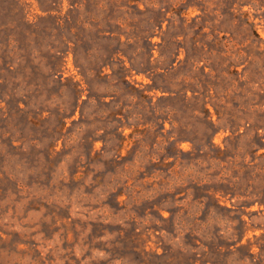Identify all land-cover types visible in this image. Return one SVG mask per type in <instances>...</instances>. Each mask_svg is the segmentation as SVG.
Returning <instances> with one entry per match:
<instances>
[{
    "label": "rangeland",
    "instance_id": "374dc122",
    "mask_svg": "<svg viewBox=\"0 0 264 264\" xmlns=\"http://www.w3.org/2000/svg\"><path fill=\"white\" fill-rule=\"evenodd\" d=\"M0 264H264V0H0Z\"/></svg>",
    "mask_w": 264,
    "mask_h": 264
},
{
    "label": "trees",
    "instance_id": "16d2710c",
    "mask_svg": "<svg viewBox=\"0 0 264 264\" xmlns=\"http://www.w3.org/2000/svg\"><path fill=\"white\" fill-rule=\"evenodd\" d=\"M122 55H124V53H122ZM76 58V55H75ZM53 62H51V65L49 66V77L53 78L54 80H56L57 82L65 85L67 83V78L68 76L66 75L67 71V67H66V55L65 54H61V53H56L53 57ZM125 60V59H124ZM76 61V65L79 66V64H77V60ZM133 70H136V73H140L142 72V70H139L136 67H132ZM104 69L102 68L101 72H103ZM147 73H150L149 75L152 78L151 83V88H144L141 87L140 85H138V83L132 81L131 79H129L127 77L128 74H126L125 76L121 77V83L123 86H121V90L124 91V95L125 97H130L131 98V102H135L136 99H142L144 98V103H149L150 104H154V95L151 94V91H154L155 89L159 88V84H157L155 78L153 77L154 74L161 72V71H157V69L154 68H147L146 71ZM135 73V72H134ZM74 88L76 93L78 94L79 92V85L77 84V82L74 80ZM76 82V83H75ZM115 88H114V92L115 93H111V102H114V107L116 108V114L119 115H125L124 113H129V118L132 117V115H130V113H132V109L134 108V105L132 103H124V105L121 103V99H118L119 97V90H118V85L117 84H112ZM199 93H202V91L200 89H195L194 90V94L198 95ZM152 97L151 100H148L147 98ZM141 125H145L144 127H141ZM135 126V128L127 133L125 130L127 127H133ZM154 124L152 122H146V123H140L139 125H135L133 123L130 122H126V123H122L119 124L117 127V132L120 135V139L122 140V145L125 142H129V141H134L136 143H140L142 145L143 144V139H142V134H144V131L148 130L149 128H153ZM137 131H141L139 132V135L141 133V136H138L136 134ZM108 144V140L105 138L104 139V147L103 150L106 148ZM142 152L139 151V154ZM233 195H238L237 193L233 194ZM217 197V195H216ZM247 197H251V196H247ZM219 198V197H218ZM219 200V199H218ZM258 201V200H256ZM261 201V200H260Z\"/></svg>",
    "mask_w": 264,
    "mask_h": 264
}]
</instances>
